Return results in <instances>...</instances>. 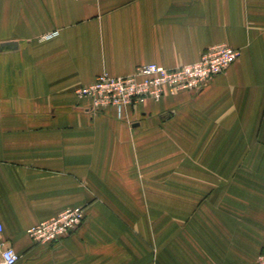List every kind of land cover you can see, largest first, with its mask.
I'll return each instance as SVG.
<instances>
[{"label":"crops","instance_id":"1","mask_svg":"<svg viewBox=\"0 0 264 264\" xmlns=\"http://www.w3.org/2000/svg\"><path fill=\"white\" fill-rule=\"evenodd\" d=\"M217 44L241 51L224 74L127 119L75 96ZM77 207L70 236L31 240ZM0 224L18 264H258L264 0H0Z\"/></svg>","mask_w":264,"mask_h":264},{"label":"built area","instance_id":"2","mask_svg":"<svg viewBox=\"0 0 264 264\" xmlns=\"http://www.w3.org/2000/svg\"><path fill=\"white\" fill-rule=\"evenodd\" d=\"M58 32L49 34V40ZM241 56V51L226 44L209 47L199 61L193 64L165 68L147 64L136 68L129 76H112L102 73L90 84L75 91L79 100L88 102L93 115L107 109H114L119 120L127 119V111L146 101L159 102L168 93L200 92L215 77L224 74ZM85 220L82 207L64 210L58 215L33 226L28 230L36 245L59 243L75 232ZM0 224V264H18L21 257L2 237ZM258 264H264V252L258 257Z\"/></svg>","mask_w":264,"mask_h":264}]
</instances>
